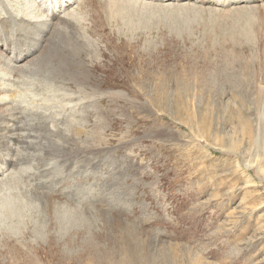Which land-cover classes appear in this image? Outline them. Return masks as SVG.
<instances>
[{"label":"rangeland","instance_id":"obj_1","mask_svg":"<svg viewBox=\"0 0 264 264\" xmlns=\"http://www.w3.org/2000/svg\"><path fill=\"white\" fill-rule=\"evenodd\" d=\"M3 127L0 264H264V0H0Z\"/></svg>","mask_w":264,"mask_h":264},{"label":"bare ground","instance_id":"obj_2","mask_svg":"<svg viewBox=\"0 0 264 264\" xmlns=\"http://www.w3.org/2000/svg\"><path fill=\"white\" fill-rule=\"evenodd\" d=\"M68 1H70V0H68ZM46 46H47L46 51L44 52V54H43V52H42V54H41L43 59H48V54H49V53H55V50H54V48H53V45H48V44H47ZM41 47H42V46H41ZM48 48H49V49H48ZM42 58H41V59H42ZM50 58H51V57H50ZM14 61H15V62H19V63H20V66L23 67L24 65H27V64L29 63L30 60H29V59H26L25 57H24V58H20V57H18V58H15ZM14 61H13V62H14ZM59 61H60V59L57 58V59H56V62L60 65V62H59ZM30 63H31V62H30ZM30 65H31V64H30ZM34 65H35V64H34ZM79 65H80V64H79ZM27 66H28V65H27ZM36 66H37V65H36ZM74 67H79V66L76 65V64H74V63L72 62V59L70 58L69 61H68V69H69L68 72L62 71L61 69H60V71H62V74H64V73H70V74H71V73H72L73 77L75 78L76 74H75V71H74ZM83 70H84V72L86 73L87 70H86V69H83ZM85 73H84V74H85ZM70 74H69V75H70ZM54 75L57 76V73H54ZM65 75L67 76V74H65ZM65 75H64V76H65ZM69 75H68V76H69ZM74 81L77 83V82H78L77 78H76ZM14 113H15V112H14ZM5 116H6V115H5ZM14 116H15V115H14ZM14 116H13V117H14ZM5 118H6V117H5ZM8 120H12V117L10 116ZM4 125H8L7 127L10 126V127L12 128V130H11V128L9 127L10 130H11V131H10L11 135H10V136L8 135V132H7V130H4V127H3L2 129H0V130L4 131L9 137L17 138V136H16V134H15L16 132L14 131V130H15L14 125L11 124V123H9V122L4 123ZM13 159H14V158H13ZM15 178H16V177H15ZM10 187H11V186H10ZM2 207H3V206H2ZM2 207H1V208H2ZM5 212H6V211H5ZM7 212H8V211H7Z\"/></svg>","mask_w":264,"mask_h":264}]
</instances>
